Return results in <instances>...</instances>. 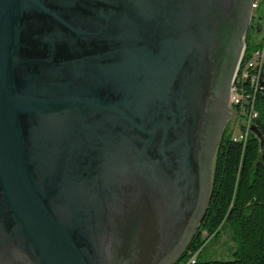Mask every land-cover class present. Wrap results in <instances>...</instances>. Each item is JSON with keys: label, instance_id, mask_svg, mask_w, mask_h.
Returning a JSON list of instances; mask_svg holds the SVG:
<instances>
[{"label": "water", "instance_id": "1", "mask_svg": "<svg viewBox=\"0 0 264 264\" xmlns=\"http://www.w3.org/2000/svg\"><path fill=\"white\" fill-rule=\"evenodd\" d=\"M251 2L0 0V264L178 259Z\"/></svg>", "mask_w": 264, "mask_h": 264}, {"label": "trees", "instance_id": "2", "mask_svg": "<svg viewBox=\"0 0 264 264\" xmlns=\"http://www.w3.org/2000/svg\"><path fill=\"white\" fill-rule=\"evenodd\" d=\"M250 47L248 41L246 49ZM252 92L253 107L246 104L247 114H256L252 118L253 127L264 142V88ZM224 228L229 231L232 243L231 258L201 260L199 255L205 241L217 238ZM193 254L195 264H264V144L252 130L239 139L227 126L223 129L204 216L172 264H180Z\"/></svg>", "mask_w": 264, "mask_h": 264}, {"label": "built area", "instance_id": "3", "mask_svg": "<svg viewBox=\"0 0 264 264\" xmlns=\"http://www.w3.org/2000/svg\"><path fill=\"white\" fill-rule=\"evenodd\" d=\"M260 3V0H252L251 2V10L255 17L258 15L264 17L263 12L258 13ZM249 42L251 47L247 50L245 45L240 56L229 98L230 108L233 111L237 110L242 117L233 130H229L233 132L235 138L239 139H244L254 125L252 118L256 114L252 112L247 114L248 109L246 108V104H249L251 108L253 107L254 97L252 91L264 88V26H262L259 34L253 36ZM249 92H252V94ZM195 262L196 255L193 254L180 264H195Z\"/></svg>", "mask_w": 264, "mask_h": 264}, {"label": "flooded vegetation", "instance_id": "4", "mask_svg": "<svg viewBox=\"0 0 264 264\" xmlns=\"http://www.w3.org/2000/svg\"><path fill=\"white\" fill-rule=\"evenodd\" d=\"M249 1H252V0H249ZM240 20L242 22L240 23V26H239L240 31L237 37L233 41L234 43L236 42L238 43L239 40L242 39V46H241V54H242L243 48L246 45V43L250 41L251 38H253V36H255L254 35L255 29H257L260 32L262 28V24L260 25L259 21L263 20V16L258 15L257 17H255L251 9L250 10L245 9L243 14H241ZM238 53L240 54V51ZM230 63H232V60L228 59V60L223 61L222 66L220 67L219 71L217 72L215 76L216 89L221 93V99H220V102L222 103L221 110H226V112L228 111V105H229L227 101V97H226V90L228 88V83H226V81L228 77V71H229L228 68H229ZM225 123L226 122H224L223 128H225L226 126ZM162 261L163 259L158 264H161Z\"/></svg>", "mask_w": 264, "mask_h": 264}, {"label": "rangeland", "instance_id": "5", "mask_svg": "<svg viewBox=\"0 0 264 264\" xmlns=\"http://www.w3.org/2000/svg\"><path fill=\"white\" fill-rule=\"evenodd\" d=\"M260 7L258 13H264V0H260ZM260 25L264 26V17L263 20L259 21ZM259 34V31L255 29V36ZM229 117L226 119L225 125L227 126L228 131L233 130L234 126L239 123L242 118L240 113L237 110H232L230 108ZM225 126V127H226ZM231 239L229 231L224 228L222 229L220 235L217 238H208L205 243L202 252L199 255L201 260H211V259H222L227 260L231 258Z\"/></svg>", "mask_w": 264, "mask_h": 264}]
</instances>
